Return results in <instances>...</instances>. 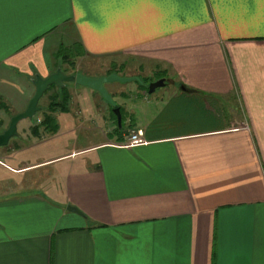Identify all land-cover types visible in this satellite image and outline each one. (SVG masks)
<instances>
[{
    "label": "crops",
    "instance_id": "0c3cea01",
    "mask_svg": "<svg viewBox=\"0 0 264 264\" xmlns=\"http://www.w3.org/2000/svg\"><path fill=\"white\" fill-rule=\"evenodd\" d=\"M97 58L102 74L78 65ZM57 69L139 81L104 85L120 126L75 84L56 133L32 131L49 93L18 123L0 147V264H264V0H0V133ZM140 78L165 85L148 96ZM132 131L144 143L125 147Z\"/></svg>",
    "mask_w": 264,
    "mask_h": 264
},
{
    "label": "water",
    "instance_id": "95a60500",
    "mask_svg": "<svg viewBox=\"0 0 264 264\" xmlns=\"http://www.w3.org/2000/svg\"><path fill=\"white\" fill-rule=\"evenodd\" d=\"M133 80L139 81L137 78H124L116 74H110L100 78H90L80 73L74 75H65L60 69H57L54 73L50 74L47 78L43 79L36 76L33 80L35 86V94L29 101L26 109L10 119L6 130L0 133V147H4L8 144L10 139L17 135V125L19 122L24 120H32L36 114L40 111L38 102L42 98L43 94L51 87L55 86L58 88L64 87L66 84H75L80 87L88 88L98 93L102 99L110 105L112 112L116 117L118 126L121 122V114L119 108L116 106L112 97L107 93L104 85L111 82L126 83ZM165 85V79H159L155 82L150 83L147 86V94H153L156 89L162 88ZM67 211L80 214V212L71 206L67 207Z\"/></svg>",
    "mask_w": 264,
    "mask_h": 264
},
{
    "label": "trees",
    "instance_id": "16d2710c",
    "mask_svg": "<svg viewBox=\"0 0 264 264\" xmlns=\"http://www.w3.org/2000/svg\"><path fill=\"white\" fill-rule=\"evenodd\" d=\"M71 50L68 48H60L56 58L61 60V63H69L72 68H74V63L70 62ZM49 93V104L46 112L42 114V118L40 122L33 126L32 131H34L37 135L39 131L43 134H54L56 133L58 126L56 118L54 117L55 113H66L69 110V105L71 101V96L68 91V87L64 86L62 88H58L55 86H51L45 94ZM111 114L116 122V117L112 112Z\"/></svg>",
    "mask_w": 264,
    "mask_h": 264
},
{
    "label": "rangeland",
    "instance_id": "374dc122",
    "mask_svg": "<svg viewBox=\"0 0 264 264\" xmlns=\"http://www.w3.org/2000/svg\"><path fill=\"white\" fill-rule=\"evenodd\" d=\"M109 61L110 60L98 59V58L97 59H86V60L82 61L81 63H79L78 65H79L80 68L82 67L83 70L89 69L88 72H90V73H93V74H102L108 68V62ZM133 65L134 64L129 63L124 70L120 69L119 70L120 71L119 73H122L123 75H125V74L126 75L127 74H129V75L130 74L140 75L138 69L137 68H134ZM91 70L93 72H91ZM145 81L147 83V80H145L143 78L142 79L140 78V83H141L140 85L144 86V88H145V90L147 92V86H146L147 84L145 83ZM115 83L116 84H120L119 82H115ZM124 86H126V85H124ZM162 89L163 88H158L157 90L159 92ZM236 107L237 106H235V108ZM110 118H111L110 121L113 123V125H115V120H114L113 115L111 113H110ZM62 125H64L63 122H62ZM62 127L64 129V126H62ZM69 138H70V135H67L66 137L63 136V137L57 138L55 141L52 140L51 141V144L52 145H50V146L46 145V147H49V149H46L45 151H43L44 146H42L40 148H37L35 150L30 151L29 156H30L31 159L38 160V161H39V159L42 160V159L48 158L49 154L51 156H53L54 155L53 153H55V150L53 149V145L58 144V143L63 144L62 145L63 146L62 148H65V150L68 151L71 148L70 146L73 144L69 140ZM57 147H59V145Z\"/></svg>",
    "mask_w": 264,
    "mask_h": 264
},
{
    "label": "built area",
    "instance_id": "2783aa9c",
    "mask_svg": "<svg viewBox=\"0 0 264 264\" xmlns=\"http://www.w3.org/2000/svg\"><path fill=\"white\" fill-rule=\"evenodd\" d=\"M142 143H144L143 133L141 131H132L129 133L127 141L124 143V146L131 147Z\"/></svg>",
    "mask_w": 264,
    "mask_h": 264
}]
</instances>
